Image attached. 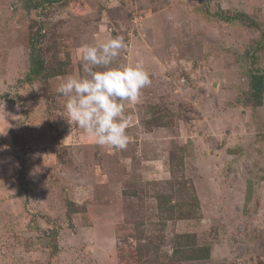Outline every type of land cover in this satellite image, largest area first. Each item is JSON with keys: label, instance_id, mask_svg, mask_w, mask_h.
Returning <instances> with one entry per match:
<instances>
[{"label": "rangeland", "instance_id": "1", "mask_svg": "<svg viewBox=\"0 0 264 264\" xmlns=\"http://www.w3.org/2000/svg\"><path fill=\"white\" fill-rule=\"evenodd\" d=\"M116 35L114 63L152 80L124 150L71 125L56 91L83 44ZM253 76L264 0H0V264H264Z\"/></svg>", "mask_w": 264, "mask_h": 264}, {"label": "clouds", "instance_id": "2", "mask_svg": "<svg viewBox=\"0 0 264 264\" xmlns=\"http://www.w3.org/2000/svg\"><path fill=\"white\" fill-rule=\"evenodd\" d=\"M127 47L122 35L83 44L79 49L82 74L62 78L56 88L66 98L68 122L97 145L115 150L126 149L131 139L128 128L132 117L126 106L138 104L143 89L152 83L142 60L114 63Z\"/></svg>", "mask_w": 264, "mask_h": 264}, {"label": "trees", "instance_id": "3", "mask_svg": "<svg viewBox=\"0 0 264 264\" xmlns=\"http://www.w3.org/2000/svg\"><path fill=\"white\" fill-rule=\"evenodd\" d=\"M32 48V54L35 55V57L33 58L32 63L34 64V67L32 69V71L35 74H38L40 72V69L42 67L40 61H39V56H38V51ZM49 72L53 73L54 75H57V70L54 68H49L48 70ZM250 89L252 91L253 97L256 99L257 103H260V100L262 98V92L264 89V76H253L251 78V82H250Z\"/></svg>", "mask_w": 264, "mask_h": 264}]
</instances>
